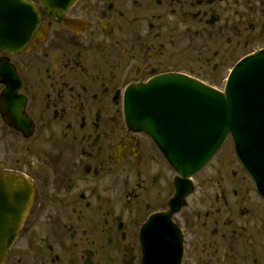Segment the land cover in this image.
I'll list each match as a JSON object with an SVG mask.
<instances>
[{
    "label": "flooded vegetation",
    "instance_id": "1",
    "mask_svg": "<svg viewBox=\"0 0 264 264\" xmlns=\"http://www.w3.org/2000/svg\"><path fill=\"white\" fill-rule=\"evenodd\" d=\"M28 1L37 28L23 49L0 48V174L29 189L0 208L15 230L3 264H140L139 228L167 209V166L125 128L122 95L167 72L151 10L182 0H76L54 16ZM190 220L173 217L182 264H231V227Z\"/></svg>",
    "mask_w": 264,
    "mask_h": 264
},
{
    "label": "water",
    "instance_id": "2",
    "mask_svg": "<svg viewBox=\"0 0 264 264\" xmlns=\"http://www.w3.org/2000/svg\"><path fill=\"white\" fill-rule=\"evenodd\" d=\"M38 1L56 15L76 0ZM38 20L29 1L0 0V47L23 48ZM123 113L127 128L147 135L176 174L169 210L151 215L139 231L141 264H181L183 237L171 218L193 190L190 179L229 136L239 163L264 200V49L233 67L223 92L183 74H163L127 87ZM21 191L18 177L0 175V206L6 193L9 197L15 192L19 200ZM10 215L0 212V218ZM3 232L0 225V264L11 244L3 240Z\"/></svg>",
    "mask_w": 264,
    "mask_h": 264
},
{
    "label": "rangeland",
    "instance_id": "3",
    "mask_svg": "<svg viewBox=\"0 0 264 264\" xmlns=\"http://www.w3.org/2000/svg\"><path fill=\"white\" fill-rule=\"evenodd\" d=\"M150 22L153 46L162 42L166 51L161 70L196 77L218 90L241 57L264 48V0H182V6H152ZM174 176L166 167L168 197ZM193 183L181 214L198 225L215 219L220 232L230 226L231 264H264V202L230 139Z\"/></svg>",
    "mask_w": 264,
    "mask_h": 264
}]
</instances>
